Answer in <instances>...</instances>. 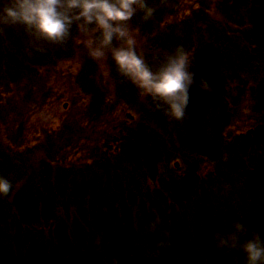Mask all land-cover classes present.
I'll return each mask as SVG.
<instances>
[{
    "label": "trees",
    "instance_id": "16d2710c",
    "mask_svg": "<svg viewBox=\"0 0 264 264\" xmlns=\"http://www.w3.org/2000/svg\"><path fill=\"white\" fill-rule=\"evenodd\" d=\"M149 2L155 15L129 22L140 53L155 66L183 45L196 52L197 83L203 76L213 89L192 87L183 121L140 98L111 60L113 89L135 121L118 128L102 117L110 95L93 93L99 69L88 63L83 75L97 76L83 86L93 103L81 105L86 124L21 142L10 112L16 98L37 92L45 70L79 55L84 62L95 33L74 25L52 44L0 24V174L14 184L0 197V264H246L240 248L217 247L216 234L239 221L264 235V0ZM49 92L32 94L37 109L61 100ZM254 93L259 104L235 130L242 97Z\"/></svg>",
    "mask_w": 264,
    "mask_h": 264
},
{
    "label": "clouds",
    "instance_id": "9594fccd",
    "mask_svg": "<svg viewBox=\"0 0 264 264\" xmlns=\"http://www.w3.org/2000/svg\"><path fill=\"white\" fill-rule=\"evenodd\" d=\"M156 9L149 0H9L0 8V24L22 26L37 40L63 44L73 26L83 33L91 29L95 36L86 44L89 55L102 59L110 54L118 72L130 81L155 107L170 120L183 121L193 86L212 91L208 80L201 76L197 83L194 71L196 52L178 45L157 64L152 65L137 50V41L129 22L138 14L144 21L155 15ZM14 190L13 181L0 174V197ZM159 218L151 230L159 229ZM243 236H247L242 240ZM217 247L240 248L246 264H264V235L236 222L234 230L216 234Z\"/></svg>",
    "mask_w": 264,
    "mask_h": 264
},
{
    "label": "rangeland",
    "instance_id": "374dc122",
    "mask_svg": "<svg viewBox=\"0 0 264 264\" xmlns=\"http://www.w3.org/2000/svg\"><path fill=\"white\" fill-rule=\"evenodd\" d=\"M132 33L137 41V50L141 52L140 44L138 43L139 38L136 34V31L132 30ZM84 53L87 58L84 60V62L80 61L79 55L76 58L74 57L71 60H66L65 62L60 63L54 69L49 71L45 70V73L42 75L43 80H41V87H37V92L32 91L29 96H26L23 91L21 96L16 98L14 108L10 110V112L12 117L11 119L15 121L13 125L16 129V132L20 134L18 137L21 142H35L36 136L42 133L44 129H49V127H57L58 125L63 126L65 123H71L73 121H77L79 124L83 125L86 124L83 118L85 112L82 110L81 105L84 104V100L85 104L92 105L93 103L91 102V99H89V96L85 95V89L83 86L86 84L90 85L91 80H93L95 76L92 75V70L88 72V75H83V71H85V65L88 63H91L93 70L99 69V73H97V79V75L95 76V86L97 85V87L95 89L92 87V90L94 89L93 93L95 94V90L98 89L100 92H104V97L105 95H110L109 99L106 100L108 104L101 105V107L98 109L99 113L102 114V117L105 116L107 119V116H109L110 120L113 119L112 123H114V125L118 128L123 127L127 125L126 123L135 121L137 119V114L135 111L128 108L127 106H124L125 104L122 103L125 102L120 99L121 97L113 89L112 84L114 83L109 73L111 69L110 61L112 60L110 54H107L104 58L97 60L89 55L88 48L84 49ZM79 74L84 76L82 81L85 82L79 80ZM49 89L50 94H48L47 98L51 100V97L54 96V98L58 97L61 98V100L58 103L50 101L42 108L37 109L35 107L36 105L33 103V99L31 98L32 94L38 93V95H42V93L49 91ZM136 91L140 98H146V96L143 95L137 88ZM65 93L69 96L62 98V95ZM254 94L255 96H253V99L250 96L251 94H247L246 96L242 97V104L240 105L242 115L235 121L236 123L232 125V128L235 127V130L245 127V123L250 121L252 116L250 112L253 113V110L250 109L251 104H259V97L256 95L257 93ZM116 99L120 102V107L118 102L115 101ZM65 103H67V106H64ZM71 104H73L72 107ZM127 113H130L132 118L128 117L126 115ZM114 127L111 133L113 136L112 138L118 136L120 139L118 130H114ZM243 132L245 131H238V133ZM178 162L181 164L180 161ZM180 166L181 165H179V167Z\"/></svg>",
    "mask_w": 264,
    "mask_h": 264
},
{
    "label": "water",
    "instance_id": "95a60500",
    "mask_svg": "<svg viewBox=\"0 0 264 264\" xmlns=\"http://www.w3.org/2000/svg\"><path fill=\"white\" fill-rule=\"evenodd\" d=\"M64 106H67V103H65ZM126 115H127L128 117H131V118H132V116H131L130 113H127ZM261 126H262L261 124L257 125V127H261ZM253 130H254V128H250V129H249L250 132H252ZM114 139H115V140H119V137H118V136H115ZM175 165H176V167H179L180 164H179L178 161H176V162H175Z\"/></svg>",
    "mask_w": 264,
    "mask_h": 264
},
{
    "label": "bare ground",
    "instance_id": "6f19581e",
    "mask_svg": "<svg viewBox=\"0 0 264 264\" xmlns=\"http://www.w3.org/2000/svg\"><path fill=\"white\" fill-rule=\"evenodd\" d=\"M115 140V139H114Z\"/></svg>",
    "mask_w": 264,
    "mask_h": 264
}]
</instances>
